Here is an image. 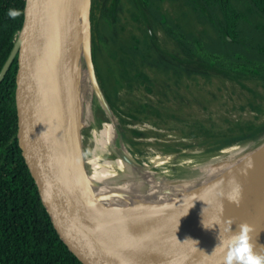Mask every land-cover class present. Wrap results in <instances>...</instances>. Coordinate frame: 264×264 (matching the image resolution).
Wrapping results in <instances>:
<instances>
[{"label":"trees","instance_id":"trees-1","mask_svg":"<svg viewBox=\"0 0 264 264\" xmlns=\"http://www.w3.org/2000/svg\"><path fill=\"white\" fill-rule=\"evenodd\" d=\"M163 1H91L95 35L91 40L92 58L108 101H118L120 90L139 88L155 97L144 95L136 101L132 109L137 119L162 114L188 119L179 115L191 106L206 109L213 102L207 94L213 98L214 93L198 92L193 96L200 95L199 99L189 98L181 92L183 88L191 93L186 79H229L241 85L244 79H252L264 87V0H170L186 7L184 20L169 15ZM25 8V0H0V68L23 24ZM122 17L131 27L125 26ZM191 21L201 23V30L196 31ZM148 27L153 32L159 28L173 44L176 55L167 52ZM23 43L0 80V264H126L88 243L37 187L22 128L19 73ZM105 48L109 59L103 65ZM258 95L264 98V93ZM249 105L257 109L251 101ZM195 121L199 128H206V120ZM233 124L231 131L205 134L198 142L211 140L219 147L264 132V120ZM129 131L135 136L148 135L135 128ZM173 144L168 142L163 150L177 151L170 147ZM179 144L187 145L184 141ZM86 180L97 198L128 223L160 237L177 238L190 247V241L171 234L140 210Z\"/></svg>","mask_w":264,"mask_h":264},{"label":"water","instance_id":"water-1","mask_svg":"<svg viewBox=\"0 0 264 264\" xmlns=\"http://www.w3.org/2000/svg\"><path fill=\"white\" fill-rule=\"evenodd\" d=\"M91 1L25 0L23 24L0 68L1 80L24 41L19 73L22 128L33 177L49 205L74 224L88 243L126 264H223V252L219 248L212 251L219 242V227L223 235L225 229L235 230L240 222L251 228L253 250L264 253V155L220 225L193 248L183 246L177 238L160 237L152 230L128 223L93 193L86 180L76 135L67 121V101L63 96L68 58L65 42L75 12L84 63L99 85L91 49ZM148 31L151 33L149 27ZM122 136L132 143L124 133ZM262 146L264 142L255 149ZM177 152L183 153L180 149ZM202 213L189 211L176 215L175 220L196 218Z\"/></svg>","mask_w":264,"mask_h":264},{"label":"bare ground","instance_id":"bare-ground-1","mask_svg":"<svg viewBox=\"0 0 264 264\" xmlns=\"http://www.w3.org/2000/svg\"><path fill=\"white\" fill-rule=\"evenodd\" d=\"M77 14L73 15L65 42L68 58L63 78V96L72 98L65 104V112L73 133L76 127L70 107L73 101L78 100V82L84 63L81 40L77 38ZM93 110L97 122L90 126L84 142L88 154L83 164L90 169L86 174L88 181L140 210L171 234L190 241L189 248L195 247L217 227L205 228L203 223L209 226L217 218L221 221L225 218L253 178L264 155V146L244 151L248 144L254 142L252 138L235 140L226 149L228 156L210 159L202 165V176L185 179L178 177L179 173L158 169L169 160L168 154L158 153L147 158L151 160L150 168L143 164L134 156L128 141L122 136L123 131L97 99L93 102ZM75 139L80 147L78 136ZM239 151L238 156L231 157ZM189 211H201L203 215L175 220L176 215Z\"/></svg>","mask_w":264,"mask_h":264},{"label":"rangeland","instance_id":"rangeland-1","mask_svg":"<svg viewBox=\"0 0 264 264\" xmlns=\"http://www.w3.org/2000/svg\"><path fill=\"white\" fill-rule=\"evenodd\" d=\"M123 6L124 8L126 6L124 1ZM162 7L173 18L184 20L183 12L187 10L180 1L164 0L162 2ZM124 14H126L125 10ZM122 19V22H125L124 17H122ZM79 25L77 26L78 39L81 37ZM190 25H192L196 31L201 30L203 26L201 23L192 21ZM125 26L128 28L131 27L127 22H125ZM151 33L167 52H172L171 54L174 53L173 44L159 28L156 27L154 32L151 30ZM92 36L94 39V30L92 31ZM104 53V57L101 58L103 65H105L109 59V51L107 48L104 49ZM185 83L189 85L191 93L183 88L181 92H184L189 98H194L193 95L198 92H213V98L209 97L210 95L207 94L209 100L211 99L213 101L211 105L207 106L205 110L197 106H191L186 109L184 114H178L179 116L184 115V117L188 119H177L171 116L166 117L164 114L152 115L146 119H137L139 116H137L132 109L136 101L143 98L144 95H149L152 98L155 97V95L153 93H143L142 89L139 88H133L130 91H125L123 89L119 92V100L111 103L99 88L95 78L90 77L87 67L85 63H83L81 78L78 82V100L76 102L73 101L70 107L72 111L71 118L76 127L75 135L76 137L78 136L80 142L79 150L82 163L85 160V156L88 154V151L85 152L84 144L88 136V130L93 123L97 122L93 110V102L95 99L106 108L112 121L116 123V125L127 128L123 133L128 140L130 139L136 142L135 146L128 141L130 149L133 151L136 158L150 168L152 165L151 160L147 158H151V156L153 157L158 153L168 154L170 155L169 160L158 167V169H166L170 173H179L178 177L182 176V178L184 177L185 179H197L200 175L202 176L204 174L203 166L212 158L222 159L228 156L229 152L226 150L227 147L236 142L225 143L219 147L214 145L215 143H212L211 140H204L200 144L198 140L205 134L231 131V128L235 127L233 124L234 122L239 124H253L264 120V98H259L258 95V93H264V87L255 80L244 79L242 82L243 85H241L229 79L214 78L210 81H205L202 77H199L192 81H185ZM197 98L199 99L200 97ZM70 99L72 98H66L67 103L70 102ZM249 101H251L253 105H256L257 109L251 108L248 104ZM195 119L206 120V128H199ZM129 128L146 131L148 135L135 136L129 131ZM182 133L186 134L183 135ZM248 138H252L254 142H251V145L248 144L247 147L244 148V151L253 150L264 142V132ZM172 141H174L175 144L170 147L177 148L178 150L180 149L183 153L177 151L167 152L163 150V148L169 146L167 143ZM182 141L186 142L187 145L184 146L179 144V142ZM240 153L241 151L231 157L235 158ZM83 168L86 174L90 171L89 166L87 165L86 167L85 163L83 164Z\"/></svg>","mask_w":264,"mask_h":264},{"label":"clouds","instance_id":"clouds-1","mask_svg":"<svg viewBox=\"0 0 264 264\" xmlns=\"http://www.w3.org/2000/svg\"><path fill=\"white\" fill-rule=\"evenodd\" d=\"M203 211V210H202ZM203 223V221H202ZM221 219L217 218L211 225L205 228H211L213 225L219 226ZM251 228L246 222L236 224V229H225L226 234L219 232L217 235L218 244L213 248H217L223 252V264H264V253H257L253 250V245L250 242Z\"/></svg>","mask_w":264,"mask_h":264},{"label":"flooded vegetation","instance_id":"flooded-vegetation-1","mask_svg":"<svg viewBox=\"0 0 264 264\" xmlns=\"http://www.w3.org/2000/svg\"><path fill=\"white\" fill-rule=\"evenodd\" d=\"M188 80H191V81H192V80H194V79H186V81H188ZM193 97H196V98H197V97H201V96H200V95H196V96H193ZM249 102H250V101H249ZM249 102H248V104H249ZM201 109H202V108H201ZM202 110H205V109H202ZM260 122H261V121H260Z\"/></svg>","mask_w":264,"mask_h":264}]
</instances>
